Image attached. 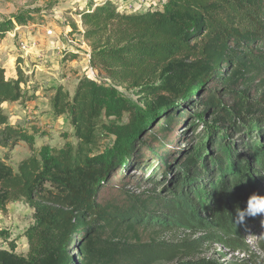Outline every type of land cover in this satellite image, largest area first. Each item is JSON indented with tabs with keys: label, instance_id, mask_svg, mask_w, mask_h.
Segmentation results:
<instances>
[{
	"label": "trees",
	"instance_id": "obj_1",
	"mask_svg": "<svg viewBox=\"0 0 264 264\" xmlns=\"http://www.w3.org/2000/svg\"><path fill=\"white\" fill-rule=\"evenodd\" d=\"M54 5L0 21V39ZM78 9L69 10L79 16L69 26L88 45L96 77L54 90L51 114L70 128L63 145L36 148L37 128L8 122L2 105L28 100L29 90L19 61L13 77L0 66V147L24 142L30 152L15 168L0 157V213L18 202L33 211L25 255L0 230L8 247L0 264H171L201 247L166 234L196 226L224 234L247 264H264L242 234L248 225L260 230L264 251V217L235 223L250 195L264 196V0H156L135 9L89 0ZM132 91L141 104L126 96ZM117 173L136 184L99 201Z\"/></svg>",
	"mask_w": 264,
	"mask_h": 264
},
{
	"label": "rangeland",
	"instance_id": "obj_2",
	"mask_svg": "<svg viewBox=\"0 0 264 264\" xmlns=\"http://www.w3.org/2000/svg\"><path fill=\"white\" fill-rule=\"evenodd\" d=\"M56 1V5L50 11H41L35 15V20L29 21L24 26L16 27L15 30L7 33L0 39V66L5 70L7 78L15 76L16 63L19 61V70L24 74L27 89L29 90L28 100L21 102L4 103L2 109L7 115L8 122L14 126L37 128L33 135L34 146L42 145L60 147L64 143V137L69 136L70 128L66 116L54 118L50 111V100L57 87L71 92L77 80L81 76L96 77L95 73L86 63V54L90 52L88 45L83 41L77 32H73L69 26V20L79 23V16L69 10H79L89 0H0V21L9 19L20 10L43 7L46 3ZM121 6H130L132 9L140 6H148L156 0H124ZM120 8V9H121ZM35 46L27 51L23 46ZM75 56V57H73ZM31 88L37 91L31 93ZM126 96L138 101L135 91L126 93ZM139 103V101H138ZM141 104V103H139ZM123 122L128 121V116H123ZM204 128L200 124V130ZM182 127L176 129V136L182 131ZM175 138V136H173ZM191 138H183L181 146H184ZM106 142H109L107 140ZM184 142V143H183ZM30 155L28 146L19 142L8 149L0 147V157L7 158V163L13 168L21 159ZM139 173H134L135 176ZM148 174V172H146ZM139 179L140 176H137ZM137 180L130 179L123 181L120 173L112 177L100 192L99 201H106L118 197L124 184H136ZM142 188H149L150 185L141 184ZM139 188V186H138ZM127 189V188H126ZM129 190V189H128ZM33 211L22 202L9 204L5 213H0V230L6 231L9 240L16 239V253L25 255L27 243L22 237L24 230L32 224ZM204 218L203 215H198ZM195 226V223L193 224ZM191 233L184 232L166 234L168 240L185 239L187 241H198L200 254L189 259H178L171 264H178L179 261L207 260L215 264H247L246 256L232 253L225 245L226 236L216 230H207L201 227H194ZM248 230L242 231L247 238L250 248L264 258V251L258 244L260 230L247 226ZM184 234V235H185ZM209 234L216 235V239ZM189 235V236H187ZM4 239L0 238V250L7 249Z\"/></svg>",
	"mask_w": 264,
	"mask_h": 264
},
{
	"label": "clouds",
	"instance_id": "obj_3",
	"mask_svg": "<svg viewBox=\"0 0 264 264\" xmlns=\"http://www.w3.org/2000/svg\"><path fill=\"white\" fill-rule=\"evenodd\" d=\"M264 217V196L252 194L248 197L246 207L236 210L235 223L243 224L246 217Z\"/></svg>",
	"mask_w": 264,
	"mask_h": 264
},
{
	"label": "built area",
	"instance_id": "obj_4",
	"mask_svg": "<svg viewBox=\"0 0 264 264\" xmlns=\"http://www.w3.org/2000/svg\"><path fill=\"white\" fill-rule=\"evenodd\" d=\"M119 1H120L121 3H123L124 0H119ZM151 4H153V3H151ZM149 5H150V4H149ZM149 5H148V6H149ZM120 8H121V6H120ZM122 8H127V9H129V8H131V7L128 5L127 7L124 6V7H122ZM122 8H121V9H122ZM34 46H35V43H32V46H29V47H28V46L26 45V46H23L22 49H23L24 51H27V52H28V50H29L30 48L34 47Z\"/></svg>",
	"mask_w": 264,
	"mask_h": 264
},
{
	"label": "crops",
	"instance_id": "obj_5",
	"mask_svg": "<svg viewBox=\"0 0 264 264\" xmlns=\"http://www.w3.org/2000/svg\"><path fill=\"white\" fill-rule=\"evenodd\" d=\"M93 1H99V0H93ZM85 4H83V6H84ZM83 6H81V7H83ZM89 54H90V52H87V54H86V63L88 64V57H89ZM10 77H13V75L12 76H10Z\"/></svg>",
	"mask_w": 264,
	"mask_h": 264
},
{
	"label": "water",
	"instance_id": "obj_6",
	"mask_svg": "<svg viewBox=\"0 0 264 264\" xmlns=\"http://www.w3.org/2000/svg\"><path fill=\"white\" fill-rule=\"evenodd\" d=\"M122 119H123V118H122ZM121 121H122V122H121L122 124H125V123H127V122H128V121H126V122H123V120H121Z\"/></svg>",
	"mask_w": 264,
	"mask_h": 264
}]
</instances>
